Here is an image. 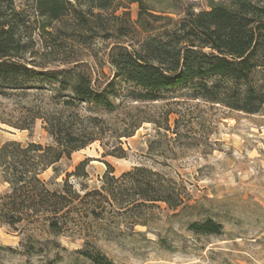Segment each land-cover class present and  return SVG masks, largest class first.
<instances>
[{"label":"trees","instance_id":"obj_1","mask_svg":"<svg viewBox=\"0 0 264 264\" xmlns=\"http://www.w3.org/2000/svg\"><path fill=\"white\" fill-rule=\"evenodd\" d=\"M129 1L138 5L135 21L126 11L115 15L116 0H33L34 20L17 10L15 0H0V94L34 90L56 97L53 109L30 110L27 120L15 126L30 130L40 119L49 144L9 140L0 146V178L8 185L0 193V225H41L55 235L68 228L81 233L121 210L128 213L156 203L171 210L185 206V187L145 165L115 176L105 163L100 186L87 189L81 184L82 194L67 177L86 178L89 159L66 173L59 189H50L42 179L48 168L56 171L60 160L97 140L115 141L107 154L122 158L126 152L121 139L133 136L143 123L171 130L170 110L156 121L144 107L131 108L129 103L158 102L164 99L161 91L190 85L193 98L247 113L259 110L264 101V0H218L198 12L179 8V0ZM68 17L69 29L79 38L114 39L107 54L113 76L103 88L93 82L86 64L55 55V33L48 28ZM34 30L49 38L41 41L42 51L35 49ZM116 79L129 84L118 104L111 99ZM83 103L109 112L122 108L121 118L112 128L98 115H81ZM173 123L176 128L178 119ZM140 221L136 215L130 219L132 225ZM191 228L218 234L222 226L207 220ZM79 253L95 264H113L100 253Z\"/></svg>","mask_w":264,"mask_h":264},{"label":"rangeland","instance_id":"obj_2","mask_svg":"<svg viewBox=\"0 0 264 264\" xmlns=\"http://www.w3.org/2000/svg\"><path fill=\"white\" fill-rule=\"evenodd\" d=\"M209 2L219 1L179 0L177 4L198 12L207 10ZM32 3L33 0H15L17 10H23L34 20ZM116 3L115 15L126 11L131 21L136 20L137 3ZM48 30L55 33V55L64 54L86 64L93 82L101 88L111 80L113 70L107 54L114 39L79 38L69 29V17L53 21ZM33 38L39 51L41 41L49 42L37 30L33 31ZM128 87L124 81L115 80V93L111 96L115 104L123 99ZM192 89L190 85H181L161 91V101L129 103L131 108L144 107L156 121L162 112L170 110V131L145 122L133 136L121 139L124 157L107 154L115 141L97 140L73 152L70 159L60 160L56 171L48 168L41 176L50 189H59L66 173L89 159L84 168L86 178L67 177L68 183L82 194L81 184L87 189L100 186L105 163L112 166L115 176L133 166L145 165L185 187V206L171 210L156 203L128 213L121 210L105 216L101 225H92L81 233H70L68 228L55 235L41 225H0V264H95L79 251L100 253L113 264H264V101L257 112L247 113L193 98ZM55 100L49 91L0 94V146L9 140L49 144L51 138L40 119L33 121L30 130L15 126L27 120L30 110L53 109ZM78 109L81 115L104 118L112 128L118 124L122 111L120 108L109 112L85 103ZM174 119H178L176 128ZM173 129L178 135L172 133ZM7 187L0 178V193ZM135 215L142 221L132 225L130 219ZM207 220L221 224L218 234L191 228L193 223Z\"/></svg>","mask_w":264,"mask_h":264}]
</instances>
